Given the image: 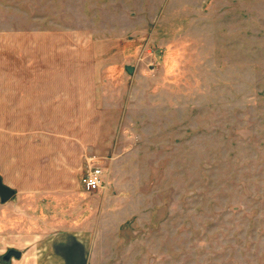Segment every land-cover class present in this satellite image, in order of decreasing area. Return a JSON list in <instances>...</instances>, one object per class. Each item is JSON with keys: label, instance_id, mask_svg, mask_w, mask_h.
Here are the masks:
<instances>
[{"label": "rangeland", "instance_id": "obj_1", "mask_svg": "<svg viewBox=\"0 0 264 264\" xmlns=\"http://www.w3.org/2000/svg\"><path fill=\"white\" fill-rule=\"evenodd\" d=\"M0 176V250L264 264V0H0Z\"/></svg>", "mask_w": 264, "mask_h": 264}, {"label": "crops", "instance_id": "obj_2", "mask_svg": "<svg viewBox=\"0 0 264 264\" xmlns=\"http://www.w3.org/2000/svg\"><path fill=\"white\" fill-rule=\"evenodd\" d=\"M36 188L34 183L28 191L36 190ZM2 234L4 235L3 232ZM1 237L3 236L1 235ZM9 246L11 247V244ZM37 249L38 252L34 253L35 256H33V252L22 253L21 250L15 249L21 252L20 258L10 260L7 264H73L83 257L85 244L83 238H78L73 234H57L49 236L47 239L44 238L43 241L36 243L35 248L30 251H36ZM7 250V247L1 249L0 255H3ZM0 264L2 263L0 262Z\"/></svg>", "mask_w": 264, "mask_h": 264}, {"label": "built area", "instance_id": "obj_3", "mask_svg": "<svg viewBox=\"0 0 264 264\" xmlns=\"http://www.w3.org/2000/svg\"><path fill=\"white\" fill-rule=\"evenodd\" d=\"M102 169L98 166L91 168L86 174L81 178L82 184L87 190H96L102 187Z\"/></svg>", "mask_w": 264, "mask_h": 264}, {"label": "water", "instance_id": "obj_4", "mask_svg": "<svg viewBox=\"0 0 264 264\" xmlns=\"http://www.w3.org/2000/svg\"><path fill=\"white\" fill-rule=\"evenodd\" d=\"M15 194V190L4 183L3 179L0 176V198L2 202H7L10 200ZM21 252L15 249H10L6 253V258H10L12 256L19 257Z\"/></svg>", "mask_w": 264, "mask_h": 264}]
</instances>
